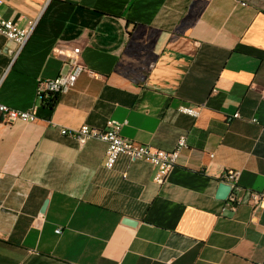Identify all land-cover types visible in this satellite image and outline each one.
I'll return each mask as SVG.
<instances>
[{
  "label": "crops",
  "instance_id": "1",
  "mask_svg": "<svg viewBox=\"0 0 264 264\" xmlns=\"http://www.w3.org/2000/svg\"><path fill=\"white\" fill-rule=\"evenodd\" d=\"M0 14L35 25L21 48L0 33V102L38 116L0 122V264H264V208L220 197L229 168L264 188V0H6ZM77 47L96 75L45 105L38 81ZM108 119L188 148L160 184L149 161L108 169L105 142L61 132Z\"/></svg>",
  "mask_w": 264,
  "mask_h": 264
},
{
  "label": "built area",
  "instance_id": "2",
  "mask_svg": "<svg viewBox=\"0 0 264 264\" xmlns=\"http://www.w3.org/2000/svg\"><path fill=\"white\" fill-rule=\"evenodd\" d=\"M6 0H0V5ZM34 23L22 27L11 18H5L0 14V33L14 41L20 48L23 47L31 36ZM66 60L68 69L60 73L55 78L40 79L37 85L38 97L44 102L50 97L54 98L58 94L66 93L73 89L82 75L89 72L96 75L90 70L82 59L81 48H73L70 52H60ZM264 98V88L262 89ZM178 110L184 114L197 118L201 114V108L189 105H180ZM235 118L240 117V112L234 114ZM38 119L37 113L32 110H19L7 104L0 102V122L12 124L14 122H34ZM253 121H257L253 119ZM125 122L117 119H108L104 127H96L89 124H82L77 128L61 130L62 134L76 139L81 145H84L90 139H97L107 144L105 167L114 168L120 155L125 154L133 160H146L157 167L155 180L163 183L168 175L175 169L178 164V158L181 152L188 148L186 134H182L177 141L173 150H164L155 148L151 145L142 144L125 138L121 130ZM213 156V154H211ZM241 170L229 168L225 170L220 178L221 182L229 185L230 191L224 200L222 211H236L240 206L249 204L255 212L264 208V188L262 190H252L244 188L240 184ZM60 228L57 232H60ZM31 250V253H35Z\"/></svg>",
  "mask_w": 264,
  "mask_h": 264
},
{
  "label": "water",
  "instance_id": "3",
  "mask_svg": "<svg viewBox=\"0 0 264 264\" xmlns=\"http://www.w3.org/2000/svg\"><path fill=\"white\" fill-rule=\"evenodd\" d=\"M229 191H230L229 185L222 183V186L220 187V197L222 199H225Z\"/></svg>",
  "mask_w": 264,
  "mask_h": 264
},
{
  "label": "trees",
  "instance_id": "4",
  "mask_svg": "<svg viewBox=\"0 0 264 264\" xmlns=\"http://www.w3.org/2000/svg\"><path fill=\"white\" fill-rule=\"evenodd\" d=\"M57 96H55L54 98L50 97L49 99L45 100L43 103L45 105H53L54 104V101L56 99Z\"/></svg>",
  "mask_w": 264,
  "mask_h": 264
}]
</instances>
